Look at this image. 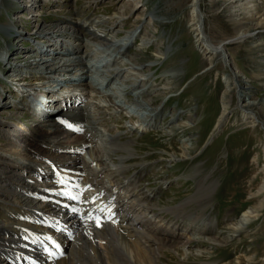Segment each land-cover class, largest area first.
<instances>
[{"label":"rangeland","instance_id":"374dc122","mask_svg":"<svg viewBox=\"0 0 264 264\" xmlns=\"http://www.w3.org/2000/svg\"><path fill=\"white\" fill-rule=\"evenodd\" d=\"M8 1L11 3L12 0ZM15 2L17 3V1ZM127 2L133 5L139 2V5L143 6L134 13V17L130 19L128 25L123 28L116 27L114 29H118V32H120L119 36L115 38L113 36L111 38L109 36L111 31L109 34L106 33L107 35L105 38H107V42L110 41V45H113L112 52L106 51L107 48L105 49V44L107 42H101L95 39L88 40L85 38V43L84 39L82 42L81 40L80 42L79 40H74L73 43L77 45L81 44L79 47L80 51L70 58L82 57L85 52V47L83 45H88L87 43H89L91 44L89 46L94 52L102 56L93 54V56L85 57L82 62H84L85 59H89V61H93V64L104 69L101 66L105 61L110 60L111 57L115 55L116 52L114 49L121 43L120 37H125L127 33H129V30L131 31V28H129L130 24L133 25L131 21L136 19V17H142L145 23L149 25H145V28L140 31V34L135 35L134 39L130 41L129 47L131 49L133 48V50L129 51V56L123 55L120 58L123 59L124 63L128 64V67L131 68L134 66V68L140 69L143 65H154L153 61L157 58L156 56H158L160 52L165 53L164 59L167 58L166 61L164 60V63L162 61L161 63H157L158 66L153 68L152 71H150L148 67H145L148 69H134V73H137L141 79H145L147 75L149 76L153 73H156L155 76H164L168 73L171 74L170 72L174 70V66L178 67L179 76H181L182 81L177 89L164 95L161 101H159L158 97L161 92L146 93V95H144V92L141 95V92L139 93L136 89L132 92L130 91L131 94L133 93L141 96L139 99L141 102L148 100L150 103L149 106H145L144 110H139L134 103H129L127 100L122 102L123 100H121V98H127L124 94V90L128 87L117 81L120 86L113 85L112 87L117 88V90H114L117 91L116 95L121 96V98L116 97L114 102L125 103L126 105L124 108H126V111L123 113L117 112L118 114L113 113L114 109L108 111L102 110L100 112L103 114L104 119L110 120L109 124L104 121V124L108 127H103V132H110V127L112 126L114 128L112 133H117V135H120L119 131L122 130L125 133L124 127L129 125L128 121L120 120L119 114H121V116H127L123 118L124 120L128 119V116L132 113L137 116L139 120H143L148 119V117H146L147 115L156 113L153 110L154 108L158 107L161 109V107H164V110H161L162 117L163 115H168L171 109H175L178 113H187L189 117L193 115L192 119L183 116L174 121H168L167 123L160 117L157 121L155 120L156 123L149 125V127H152L155 124H159L161 126L159 130L162 129L164 133L167 131L170 132L171 128H177L179 123L187 126V130L178 134L174 140L163 138L158 135L156 132L157 128L150 132V136L145 135V131L144 133L142 132V127H138L134 132L130 133L128 137H125V134H123L124 141L130 140V143L133 142V148H135L133 152L138 154V156L141 155L140 158L144 159V167H136L140 169V174L144 175V170L149 169L148 179H151V182L148 183V186H150L152 190L158 192L163 186V190L161 191L163 193H161L159 201L157 202L155 199V202H153L157 207H168L177 204L183 198L192 196L196 192L197 182L203 181V179H206L204 184H210L213 188V192L210 194L209 198L210 205L208 204L210 209L206 210L205 213L209 217H207V219L212 220L215 226V238H217L216 240H220V242L195 243L189 246H181L179 253L166 250L165 259H162L161 264H264V208L256 211V213H258L257 217L248 216L245 218L246 221L239 230L232 228L234 224L239 223L243 213L255 211L254 207L257 205V202L250 197L249 192L253 191L262 177L260 168L264 163V153L262 150V145L264 144V131L261 126L251 128L248 122L241 121L240 113L236 107L237 102L239 103L238 92L240 95L242 91V93L244 92L246 95L245 98H241L242 104L251 106L257 113V116L264 120V57L260 56L264 48L263 36L256 37L254 41L247 44L235 43L232 44V46L229 45L226 48L225 54H223L225 57H229L228 60L232 62V69L238 71L237 75L241 78L243 90L237 89L235 92L231 93L229 98L231 113L220 126L221 131L219 132H216L217 130H215V127L218 125L219 116L222 113L223 93L227 91V82H230L228 75L231 70L225 65L224 61L227 60V58L219 57L213 61V65H209V62L202 57L196 48L194 44L195 37L189 26L191 17L189 5L192 4V0H171L164 5L163 0H40V4H43L42 6L26 12H22L21 8V11L19 10V6L25 4L19 0L9 11L0 10V75L3 78H8L10 75L16 78L15 74H17L18 70L21 71L20 68L24 65V63L20 61L25 59V55L38 53L34 46L37 44L42 45L41 42L43 38L33 36L35 26L41 24L42 26L44 25L46 29H50V26H55L57 24L62 27L61 30H65L63 32L77 34L78 29L85 24L84 27H88H83L82 31L85 29L94 31L97 33V36L102 38L104 34L100 33L99 27L94 26V24H100L102 18L108 20L109 17L122 12ZM210 2L216 5L212 7ZM255 3L256 7L264 9V0H258L255 1ZM114 4H116V6L113 7ZM177 4L179 5L176 6ZM176 7L178 11L179 9L183 11H180V14L177 15L170 14ZM201 7L207 28L210 30H208V36L213 42L232 38L241 31H245L251 25L256 24L255 21H257L261 27L264 23V16H260L264 11L255 14L249 9L248 13L255 21L245 23L244 27L239 30L231 25L229 20L239 19L244 23L247 22L246 16L244 13L239 14L230 11L227 1L202 0ZM148 11H153V17L155 19L160 17L158 20H162L166 23L165 26L161 27L159 24L152 26L156 21L154 19L153 21H150L149 18L147 19L145 15ZM233 14H235L234 18L231 16ZM82 15H84V18H80ZM16 19L18 23H16L17 25L14 27L4 24L7 20L15 21ZM74 19H79V22L77 20L76 22ZM92 21L94 24H92ZM70 23H74V25ZM80 23L83 24L81 25ZM9 30L17 31L23 39H18L13 36L9 44ZM52 31L50 36L44 40L50 39L51 36L57 33V29H52ZM147 31L154 33L156 36H161L163 41H159V43L154 44L153 47L144 51L142 54L144 57V60L141 62L142 65L137 66V61H135L134 58L138 59V57L133 55L135 49H137L136 47H138L136 38L143 34H145L147 38ZM256 32L259 31L256 30ZM254 34L258 33L254 32ZM66 35L67 34L62 38L68 40L69 35H67L68 37H66ZM130 35L128 34V36ZM75 38L79 37L77 36ZM105 38H102V40H105ZM30 40H32V42ZM33 40L38 41L34 43ZM257 43L263 45L256 46ZM27 49L33 51L28 53ZM72 52L70 54H72ZM36 56L40 57L41 55H35L40 65L35 66L36 62L33 61L34 59L28 60V63L32 62V68H27L28 70L35 72L47 69L51 72L52 68H57L58 65H56V63L58 61L56 63L54 62L55 64L41 62ZM42 56H44V54H42ZM153 56H155V58ZM118 57L119 56H117V58ZM55 59L56 58H54V60ZM89 65V62H84V67L91 70ZM50 66L52 68H50ZM36 68L39 69L37 70ZM92 70L96 78L101 77L102 71L99 69L95 70L94 68H92ZM60 73L63 74V72ZM34 74L37 76L42 75L39 73ZM17 75L23 77L22 73H18ZM48 75H53V73L48 72ZM24 80L28 81L26 79ZM71 80L72 79L68 81L71 82ZM110 81H112V79L109 80V86ZM115 81L113 80V84ZM29 82H26L25 86H22L21 89L25 90ZM0 83H3V80L0 79ZM164 83L171 84L172 80L169 79L164 81L158 85V87H166ZM37 84L42 85V83ZM234 84L237 85L235 82ZM40 85L36 87H40ZM136 87H140V83L139 86H134V88ZM3 88H8V85L3 83L0 90ZM110 90L115 93L112 88L106 91ZM40 92L41 90L37 89L35 94L32 95L37 97L36 95ZM0 93L4 95L5 91L2 90ZM23 95H26L25 97H32V95H28V93ZM3 98H5V100L2 101V104L7 103V106L12 102H18L20 99L19 96L9 93H6ZM226 100H228L227 97L225 101ZM96 102L98 103L99 100H96ZM1 107L0 110L9 115L10 108ZM26 107L25 105L23 109ZM107 107L112 109L109 105ZM2 111L0 112V118L9 119V121L17 116L16 115L14 118L5 117ZM128 113L129 115H127ZM25 115L27 116V114ZM21 116L23 117V115ZM26 118L29 117H23L22 121H17L20 123V127H23V125L28 122ZM120 125L124 129H120ZM149 127H147L146 130H148ZM215 133L218 134L215 136L213 135ZM0 139H3L1 135ZM209 142L211 143L209 144ZM0 144H2V142H0ZM204 146L205 148H203ZM105 149L106 148H104V150ZM111 150L113 151V148ZM111 154L113 155L112 152ZM174 154L175 156H173ZM161 155L163 159L159 162ZM149 159H153V161L149 162ZM140 162V159L133 157L129 161L127 160L128 164L126 163V165H133V163L136 164ZM175 164L176 166H174ZM159 167L161 170L157 171L156 174L159 176L162 172L163 175L156 178V180L160 179V183L155 185L150 177L153 174L150 175V173L151 169ZM196 169L197 173H195ZM130 171L132 173L134 167L131 168ZM166 176H168V185H166L164 181ZM161 196L163 197L161 198ZM167 216H169V214ZM187 223H189V220ZM193 238L195 239H193V241H197L198 239L201 240L202 236L199 235L198 238L196 236ZM198 246L201 247L199 248ZM77 254L78 252L76 255ZM225 255L226 257L229 256V258L232 256L231 260L224 259Z\"/></svg>","mask_w":264,"mask_h":264},{"label":"bare ground","instance_id":"6f19581e","mask_svg":"<svg viewBox=\"0 0 264 264\" xmlns=\"http://www.w3.org/2000/svg\"><path fill=\"white\" fill-rule=\"evenodd\" d=\"M15 1H17L18 3L19 0H12L11 3L8 0H0V10L9 11V9H12L14 7V4H17ZM170 1L171 0H163V5L169 3ZM201 1L202 0H192V4L189 5V10L191 12L189 26L195 37L194 44L196 45V48L198 49L202 57L209 62V65H213V61L215 59L224 57L227 58V60L224 61L225 65H227L228 69L231 70L228 75L230 82H227V91L223 93L222 113L219 116L218 125L215 127V130H217L216 132H219L221 131L220 126L226 121L231 113L229 101L231 93L235 92L237 89L243 90L241 78L239 75H237L238 71L232 69V62L228 60L229 57H225L223 54H225L226 48L229 45L232 46V44L235 43L247 44L254 41L256 37H264V23L261 27V25L257 21H255V19L248 13L249 9L255 14H259V12L264 11V9H260V7L258 8L255 6V1L258 0H222L227 1L230 7V11L239 14L244 13V15L246 16L247 22L243 23L239 19H230L229 21L231 25L240 30L244 27L245 23H251L255 21L256 24L251 25L245 31H241L232 38L213 42L208 36L210 30L207 28V24L204 20ZM27 3L28 4L23 5L19 4V10L21 11L22 9V12H26L43 5L40 4V0H30ZM178 5L179 4H177L176 6ZM210 5L213 7L216 4L212 2ZM114 6H116V4H114L113 7ZM142 6L143 5H139V2L135 3V5L127 2L124 7L125 9H123L122 12L109 17L108 20H104V18H102L100 20V24L97 23L95 25L93 21L92 24L99 27H97L99 29V32L104 34L102 38H105L107 35L106 33L109 34L110 31L111 32L109 36L111 38L114 36L115 38L119 36L120 32H118V29H114L116 27L123 28L128 25L130 19L134 17V13H136ZM180 11L183 10L179 9L178 11L176 7V9L172 10L170 14L177 15L180 14ZM145 16L147 17V19L149 18L150 21H153V19L156 21L152 26L159 24L161 27H164L166 24L162 20H158V18L160 17L155 19L153 17V11L146 12ZM231 16L234 18L235 14ZM260 16H264V13H261ZM16 23H18L17 19L15 21L7 20L4 22L6 26L10 27L16 26ZM131 23H133V25L130 24L129 27L131 28V31L129 30V33H127L125 37H120L121 43L119 42L120 44L116 48L117 50L114 49L116 52L115 55L113 54L114 56H112L110 60L105 61L102 66L100 65L104 68V71H102L101 73V77L96 78L94 71L92 70V68L94 67H90L91 70L86 69V67H84V62H82L83 58L93 56V54L102 56L101 54L94 52V50L89 46L91 45L89 43H87L88 45H83L85 47V52L82 57L74 59L68 58L67 61L58 60V62L56 63V65H58L57 68L53 69L50 66V68H52L51 71L63 72V74L60 73L61 75L58 74V76L60 77V82L62 83H67V81L70 79L72 80L71 82L68 81V84L75 83L77 81L80 82L79 87H81L82 90H89L90 88H92V86L88 83L94 82V85L97 87L95 89L93 87L92 91H94L98 95L97 98L103 99L102 102L106 104L105 106H103V108L105 107L110 110L114 109L115 113H123L124 111H126V108H124V106L126 105L125 103L122 104L114 102V99L116 97L121 98V96L116 95L117 91L115 90H117V88L112 87L113 85H119L118 82H121L128 87L124 90V94L127 98H121V100H123L122 102H124V100H127V102L129 103H134V105L139 110H144L145 106H149L150 103L148 100L145 102H141L139 100L141 96H138V94H131L130 91L132 92L136 89L139 91V93L141 92V95L144 92V95H146V93L149 94L153 92H161V94L158 95L159 101H161L164 95L173 92L175 89H177V87H179L182 79L181 76H179L180 73L178 72V67L174 66V70L170 72L171 74L168 73L164 76H155L156 73H153L152 75H147L145 79L139 78V75L137 73H134V69L141 70L145 67H148L149 70L152 71L153 68L158 66L157 63H161V61L164 63L167 58L164 59L165 53L159 51V55L156 56L157 58L153 61L154 65L141 66V62L142 60H144V57L142 55L143 52L147 51L150 47H153L154 44L159 43V41H163L161 36H156L154 33H150L149 31H147V38L145 37V34L136 38V40L138 41V47H136L137 49H135L133 53V55L138 57V59L134 58V60L137 61V66H141V68H134V66L131 68L128 67V64L124 63L123 59H121L120 57L126 55L128 50L130 49V41L134 39L135 35H139L140 31L145 28V25H149L148 23H145L142 17H136V19L132 20ZM83 27L84 26H81L78 29L77 34H68L66 32H63L65 30H61L62 27L58 26L57 24L55 26H50V29H46L45 26H42L41 24L35 26L33 36L43 38V41L41 42L43 46L38 44L34 46L37 50L36 52H38L36 54H33L34 58L35 55H38L47 50L53 49L55 52L57 50L56 46H58L62 42H57L56 36L59 37L65 34L69 35L70 38H74L75 41L79 40V42L80 40L82 42V40L85 38H87L88 40L95 39L97 41L107 42V38H105V40H102V38L100 36H97V33L94 31H88L87 29H85L87 31H82ZM52 29H57V33L51 36L50 39H48V41L51 40L49 42L51 45H48L46 46V48H44V46L48 44L44 42V39L50 36V34L53 32ZM12 30H9L8 34L9 44L13 36L17 37L18 39H23L20 33ZM256 30H258L259 32H256ZM254 32L258 34H254ZM128 34L131 35L128 36ZM77 36L79 38H75ZM110 43L111 42L109 41L105 44V49L107 48L106 51L112 50L113 45H110ZM80 45H77L75 43L69 45L72 46V49L67 51V55H71L70 53L72 51L74 52L77 49L74 53L76 55L80 51ZM261 45L263 44H256V46ZM117 56L119 57L117 58ZM260 56L264 57V48L263 53ZM153 57L155 58V56ZM33 61L36 62L35 66L40 65L38 60L34 59ZM27 65L29 68H32V62H29ZM94 65L98 67V65ZM78 66L81 67L80 71H74L75 67ZM40 71L44 72V70ZM35 72L39 73L38 71ZM35 76L36 78L34 80H37L35 81L36 84L42 83V86H44L50 83V75H47V73H44L41 76ZM25 79L28 80L27 78ZM88 79H90L89 82H87ZM110 79H112V81H110V86L106 85L107 89L106 87L103 88L105 84H109ZM169 79L172 80L171 84L164 83L166 87H158V85H160L162 82ZM113 80H116L114 84ZM29 81L30 80L26 82ZM234 82L237 85H235ZM139 83L140 87L134 88V86H139ZM33 85L34 81L31 80L28 83L27 88L25 90L22 89V95L27 93L28 95H30L29 92L35 89L32 87ZM110 88H112V90L115 89V93L111 92V90L106 91ZM36 89H38V87H36ZM71 95H74V93H70L69 95L65 96V98H63V102L69 99ZM245 96L246 95L244 94V92L242 93L241 91L240 95L238 92L239 103L237 102L236 109L240 113L241 121L248 122L251 128L261 126L264 131V120L260 119L257 116V113L251 106L242 104L243 102L241 101V98H245ZM226 97L228 100L225 101ZM37 98L43 100L42 97L37 96ZM54 98L55 101H57L56 97ZM25 105L26 104H24V106ZM108 105L111 106L112 109L110 107H107ZM1 106L2 104L0 103V109L2 108ZM98 106L102 105L98 104ZM28 109H30L29 106L26 107L27 111ZM153 110L156 113L147 115L146 117H148V119L143 120H139V118L132 113L130 116H128V119L124 120H128L129 122V125L124 127L125 133L122 130L119 131L120 135H117V133H112L113 135L111 137L103 134L102 132L99 135V132L95 128L96 122H98V120L95 118L90 119L85 117L82 114V109L80 110L79 120L81 123H86L84 125L86 129L84 131V134L82 135H78L79 133H81L82 127H79L70 135L68 133H65L64 130L62 128H59L57 125H54L52 127H44L42 125L43 121L40 118L48 119V117H50V114H47V110L43 111L40 116L38 115L31 120L29 119L27 123L24 122L25 125H23V127H20V123H18L17 121H22L23 117H28L25 114H22L23 117L16 116V118L10 121L9 119L0 118V135L5 140V143L2 142V144H0V233H9L8 239L4 237L0 238V252L5 249L7 243H15L13 239L14 235L17 233L15 227L19 225H25L24 223L17 221V215L22 211H25L31 207L42 208L46 211H55V208L51 207L48 203H43L42 201H33L32 197H26L29 191L40 192L39 190H37V183H34L32 181L27 182V180L35 179L33 178L32 173L26 174L25 171H28L30 169L29 167L37 164L38 161L43 162L42 158H55L56 160L64 161V163L67 164L69 162L74 166H83L84 170L86 171L85 179L88 188L98 194H101V192L109 193V196H111L114 201L118 200L122 210L119 227L111 228L109 226H100L101 229L93 228L94 236L92 238H82L83 234L88 232V230L79 232L75 239L76 243L71 245L67 256L57 261L56 264H161L162 259L165 257L166 250L179 253L181 246H189L195 243H215L217 241L220 242V240H216L217 238H215V226L213 225L212 220H208V216L205 213L206 210L210 209L209 198L210 194L213 192V188L210 184H204V181H206V179L197 182L196 192L192 196L183 198L177 204L160 208L157 207L155 203H153V198L158 194V191L152 190L151 187H148L146 189L145 186L141 187L139 185V179L142 176L140 174V170L135 171L133 174H131V168L134 167V170H137V166L143 168L145 162L144 159L140 158L141 155L138 156V154L133 152V150H135V148H133V142L130 143L129 139V141H124L125 139H123V134L129 135L138 127H143L142 132L144 133L143 129H146L147 127H149V125L156 123V121L160 117L163 118L166 123L168 121L179 119L183 116L189 117V114L178 113L175 109H171L168 115H163V117L161 110H164V107H161V109L156 107ZM1 111L2 110H0V112ZM129 113L127 115H129ZM100 114L103 115L102 113ZM7 116L8 115L5 114V117ZM8 117L10 118L11 116ZM125 117L127 116H121L120 120ZM192 117L193 115H191V117L189 118L192 119ZM103 120L105 122H109V120L107 119ZM186 127L187 126L183 125L182 123H179V126L177 128H171L170 132L167 131L166 133H164L162 129H155L157 134L161 137L174 140L178 136V134L183 133L185 130H187ZM124 128L120 125V129ZM149 134L150 132H148V130L145 131V135L150 136ZM217 134L218 133H215L213 135L216 136ZM100 139L103 141L109 140L108 144L110 145V148L105 147V150H101V148L99 149L97 147V141ZM82 142L89 144V147L87 148L83 144V152L85 153V157L81 156V159H71L73 157H76L71 155H67L68 159H65L63 155L57 154L59 153L58 150H61L62 148L66 149L67 145L71 147L77 146V144H79L80 146ZM111 148H113V151L111 150ZM262 150L264 153V144L262 145ZM111 152L113 153V155L111 154ZM173 156H175V154ZM133 157H137L141 162L136 164L133 163V165H126L127 160L129 161ZM160 158L161 159L159 160V162H161L163 159L162 155L160 156ZM85 162L97 164L100 169H106L107 174L103 175V173L101 172L97 173L95 170L90 169L85 164ZM38 165L42 164H37L32 169L34 170V168ZM174 166H176V164ZM47 170L48 167H46V172ZM260 172H262L260 182L257 183L253 191L249 192L250 197L257 202V205L254 207L255 211L243 213L239 223L234 224V226L232 227L235 230H239L242 227L243 223L246 221L245 218H247L248 216L257 217L258 213H256V211L264 208V163L260 168ZM195 173H197V169ZM109 196L102 198V202H104L105 204L111 203L112 201H108ZM162 197L163 196H161V198ZM159 198L160 196L156 198L158 199L157 202L159 201ZM71 199L73 198L68 197V200ZM8 204H10V206ZM168 214L169 216H167ZM188 220L189 223H187ZM198 235L202 236L201 240L198 239L197 241H193V237H198ZM104 241L105 244H103ZM77 252L78 254L76 255ZM43 256L44 254H39L37 257L41 260ZM0 264L6 263L0 258Z\"/></svg>","mask_w":264,"mask_h":264}]
</instances>
